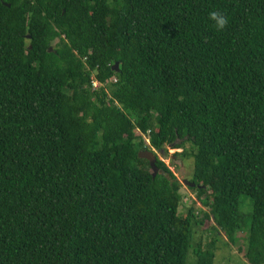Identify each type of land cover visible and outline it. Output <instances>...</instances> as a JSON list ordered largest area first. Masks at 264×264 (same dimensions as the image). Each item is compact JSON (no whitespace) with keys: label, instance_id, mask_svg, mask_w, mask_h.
I'll list each match as a JSON object with an SVG mask.
<instances>
[{"label":"trees","instance_id":"16d2710c","mask_svg":"<svg viewBox=\"0 0 264 264\" xmlns=\"http://www.w3.org/2000/svg\"><path fill=\"white\" fill-rule=\"evenodd\" d=\"M165 146L208 213L138 157ZM238 234L264 264V0H0V264H214Z\"/></svg>","mask_w":264,"mask_h":264},{"label":"rangeland","instance_id":"374dc122","mask_svg":"<svg viewBox=\"0 0 264 264\" xmlns=\"http://www.w3.org/2000/svg\"><path fill=\"white\" fill-rule=\"evenodd\" d=\"M186 149L189 151V145H185ZM153 151V150H152ZM165 151L158 153L153 151L156 157L169 168V170L174 174L180 183L179 193L182 196L181 205L178 209V214L184 217L187 213L189 207H194L195 209H200L205 213H208V209L201 207L200 203L197 201V197L194 191L190 190L188 186L184 184V181H190L193 174V159L186 158L180 159L174 156L175 152H180V150L173 149L172 146H165ZM240 211L243 215L249 216L251 212V202L246 196L240 197L239 204ZM212 225L208 220L204 222L201 228L202 232L208 230L209 226ZM198 235L196 236V238ZM214 234L212 231L202 234V244L213 240ZM241 234H238V242L236 245H231L227 243L224 236H219V240L215 243V258L214 264H244L245 260L242 252L239 250L243 246ZM190 263L193 261L192 256L189 259Z\"/></svg>","mask_w":264,"mask_h":264},{"label":"water","instance_id":"95a60500","mask_svg":"<svg viewBox=\"0 0 264 264\" xmlns=\"http://www.w3.org/2000/svg\"><path fill=\"white\" fill-rule=\"evenodd\" d=\"M4 5L7 6V7H9L8 4H4ZM116 67H117V64L114 65L113 69L114 68L116 69ZM138 157L140 159L147 160L149 162V164H150V167L153 170V174L156 173L155 166H154L155 165V161H156V157H155L154 153L149 152V151H142V152H139L138 153ZM184 184L186 186H189V187H194V184L193 183H188L187 181H184Z\"/></svg>","mask_w":264,"mask_h":264},{"label":"built area","instance_id":"2783aa9c","mask_svg":"<svg viewBox=\"0 0 264 264\" xmlns=\"http://www.w3.org/2000/svg\"><path fill=\"white\" fill-rule=\"evenodd\" d=\"M93 86H96V84L93 83ZM145 141H146L147 144H149V142H148V140L146 138H145Z\"/></svg>","mask_w":264,"mask_h":264}]
</instances>
